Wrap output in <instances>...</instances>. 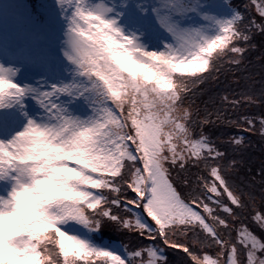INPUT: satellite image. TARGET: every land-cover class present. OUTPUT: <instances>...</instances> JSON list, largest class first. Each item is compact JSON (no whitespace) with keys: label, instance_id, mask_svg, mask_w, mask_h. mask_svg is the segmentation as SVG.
Listing matches in <instances>:
<instances>
[{"label":"snow or ice","instance_id":"6c2138e0","mask_svg":"<svg viewBox=\"0 0 264 264\" xmlns=\"http://www.w3.org/2000/svg\"><path fill=\"white\" fill-rule=\"evenodd\" d=\"M56 8L57 79L0 44V264H264V0Z\"/></svg>","mask_w":264,"mask_h":264},{"label":"rangeland","instance_id":"374dc122","mask_svg":"<svg viewBox=\"0 0 264 264\" xmlns=\"http://www.w3.org/2000/svg\"><path fill=\"white\" fill-rule=\"evenodd\" d=\"M37 1L42 3L41 6L48 13L40 15L29 0H0V44L3 45L6 58L10 56L24 65L20 77L29 83L41 77L57 79L58 76L51 73L49 67L63 61L62 28H66L63 15L56 8V2ZM58 25L63 27L58 30ZM47 40H50V44L45 48L43 44ZM42 51L46 52L43 57H47V60L36 59L37 53ZM44 73L46 75L42 76ZM62 74L66 75V72Z\"/></svg>","mask_w":264,"mask_h":264},{"label":"trees","instance_id":"16d2710c","mask_svg":"<svg viewBox=\"0 0 264 264\" xmlns=\"http://www.w3.org/2000/svg\"><path fill=\"white\" fill-rule=\"evenodd\" d=\"M32 4V6L36 7V11H38L41 14H44V13H48V10L43 8V6H41L42 3H40L39 1L37 0H29ZM53 1V3L56 2V0H51V2ZM52 3V4H53ZM257 155H259V150H257ZM109 238H116L115 237V234H111V233H105L104 235V239L107 240Z\"/></svg>","mask_w":264,"mask_h":264},{"label":"bare ground","instance_id":"6f19581e","mask_svg":"<svg viewBox=\"0 0 264 264\" xmlns=\"http://www.w3.org/2000/svg\"><path fill=\"white\" fill-rule=\"evenodd\" d=\"M49 44H50V40H47V42H45L44 44H43V47H45V48H47L48 46H49ZM44 50V49H43ZM45 53L46 52H40V53H37V55L36 54H34V55H36V59H40V60H42L44 57V55H45ZM34 55L32 56V57H34ZM23 56H25V54L23 55ZM45 60H47L48 58L47 57H45L44 58ZM39 60V61H40ZM52 63H54L53 61H51ZM41 62H38V64H40ZM43 63V62H42ZM46 75V73H44L42 76H45ZM47 75H48V73H47ZM48 79H50V80H53L54 79V77L52 78V77H49L48 76Z\"/></svg>","mask_w":264,"mask_h":264}]
</instances>
